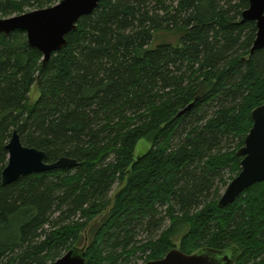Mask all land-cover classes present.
<instances>
[{
	"label": "trees",
	"instance_id": "obj_1",
	"mask_svg": "<svg viewBox=\"0 0 264 264\" xmlns=\"http://www.w3.org/2000/svg\"><path fill=\"white\" fill-rule=\"evenodd\" d=\"M59 1L0 0V17ZM247 8L103 0L45 64L24 32L0 34V174L14 131L46 163H78L6 186L0 178V264H50L73 247L86 264L230 248L235 264H264V182L217 205L264 104V48L250 52ZM172 32L177 46L151 49L156 34ZM142 140L151 147L134 159Z\"/></svg>",
	"mask_w": 264,
	"mask_h": 264
},
{
	"label": "water",
	"instance_id": "obj_2",
	"mask_svg": "<svg viewBox=\"0 0 264 264\" xmlns=\"http://www.w3.org/2000/svg\"><path fill=\"white\" fill-rule=\"evenodd\" d=\"M103 0H61L56 5L27 12L8 18H0V34L10 35L16 31L24 32L30 47L43 55L45 64L52 54L65 45V37L76 29L77 22L92 14ZM248 8L242 13V22H254L256 36L250 52L264 48V0H246ZM252 127L244 139L243 146L236 155L241 158L239 174L228 184L218 201V207L231 205L245 190L256 183L264 182V104L251 113ZM5 150L8 161L1 171L3 186L11 185L19 179L32 174L74 169L76 160L60 158L54 163L45 162V153L24 147L14 131ZM236 250L225 251L202 249L186 255L179 249L170 250L162 259L146 264H233ZM50 264H86L83 249L73 247Z\"/></svg>",
	"mask_w": 264,
	"mask_h": 264
},
{
	"label": "rangeland",
	"instance_id": "obj_3",
	"mask_svg": "<svg viewBox=\"0 0 264 264\" xmlns=\"http://www.w3.org/2000/svg\"><path fill=\"white\" fill-rule=\"evenodd\" d=\"M28 12H31L32 9H27ZM1 18V17H0ZM2 19V18H1ZM179 38H181V35L179 33H176V32H172V33H158L154 36V39L151 43V49H154L157 45L161 44V43H170L172 44L173 46H177L178 42H179ZM29 98H30V101L31 102H34L37 100L38 98V91H37V88L36 87H33L31 92H30V95H29ZM151 147V144L147 141H140L138 143V145L136 146L135 148V151H134V159H137L139 158L140 156L144 155L148 150L149 148ZM226 189V187L222 190L221 192V195L223 194L224 190ZM143 237H145V235L142 236V238H138L139 240L140 239H143ZM176 245H178V243H176ZM80 248H81V245H79ZM134 264H144V261L143 260H139V259H135V263Z\"/></svg>",
	"mask_w": 264,
	"mask_h": 264
},
{
	"label": "flooded vegetation",
	"instance_id": "obj_4",
	"mask_svg": "<svg viewBox=\"0 0 264 264\" xmlns=\"http://www.w3.org/2000/svg\"><path fill=\"white\" fill-rule=\"evenodd\" d=\"M232 256H233V264H235V261H236V259H235V256H234V254H232Z\"/></svg>",
	"mask_w": 264,
	"mask_h": 264
}]
</instances>
